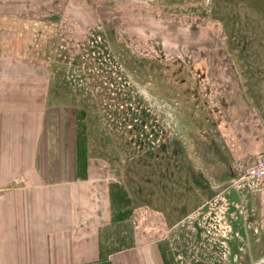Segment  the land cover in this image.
Here are the masks:
<instances>
[{
	"label": "rangeland",
	"instance_id": "rangeland-1",
	"mask_svg": "<svg viewBox=\"0 0 264 264\" xmlns=\"http://www.w3.org/2000/svg\"><path fill=\"white\" fill-rule=\"evenodd\" d=\"M220 3L33 0L23 18L52 141L71 127L73 162L103 166L104 259L151 242L164 264H264V196L236 185L221 129L224 83L264 68V0ZM243 79L263 88L262 72Z\"/></svg>",
	"mask_w": 264,
	"mask_h": 264
},
{
	"label": "crops",
	"instance_id": "crops-1",
	"mask_svg": "<svg viewBox=\"0 0 264 264\" xmlns=\"http://www.w3.org/2000/svg\"><path fill=\"white\" fill-rule=\"evenodd\" d=\"M209 5L216 10L224 3L209 0ZM226 7L218 10L226 12ZM33 8V0H0V264H164L158 244L151 242L104 259L101 232L112 224L108 183L102 165L73 162L71 127L52 141L48 86L34 79V68L38 75L40 69L27 50L31 36L26 39L21 31ZM243 10L253 11L239 5ZM256 66L241 68L240 82L227 79L222 89L229 103L234 100L226 105L235 107L225 108L221 129L236 166L264 158V103L256 94L264 92V85L259 89L243 79L264 75V68ZM52 143L54 163L44 160ZM239 189L264 196V183L256 190Z\"/></svg>",
	"mask_w": 264,
	"mask_h": 264
},
{
	"label": "built area",
	"instance_id": "built-area-1",
	"mask_svg": "<svg viewBox=\"0 0 264 264\" xmlns=\"http://www.w3.org/2000/svg\"><path fill=\"white\" fill-rule=\"evenodd\" d=\"M264 183V158L256 163L244 167L239 174L236 185L243 188L248 185L250 189L256 190Z\"/></svg>",
	"mask_w": 264,
	"mask_h": 264
},
{
	"label": "trees",
	"instance_id": "trees-1",
	"mask_svg": "<svg viewBox=\"0 0 264 264\" xmlns=\"http://www.w3.org/2000/svg\"><path fill=\"white\" fill-rule=\"evenodd\" d=\"M87 161H88V160H87ZM87 163H88V162H87ZM87 163H86V164H87Z\"/></svg>",
	"mask_w": 264,
	"mask_h": 264
}]
</instances>
